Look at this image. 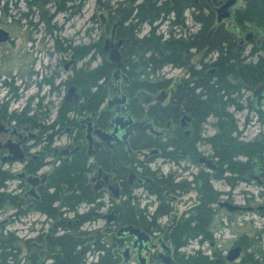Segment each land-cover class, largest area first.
Instances as JSON below:
<instances>
[{"label":"flooded vegetation","instance_id":"obj_1","mask_svg":"<svg viewBox=\"0 0 264 264\" xmlns=\"http://www.w3.org/2000/svg\"><path fill=\"white\" fill-rule=\"evenodd\" d=\"M0 1V29L6 32L0 39V264H56L60 251L49 247L45 238L73 231L83 264H139L141 257L146 264H163L161 255L168 248L173 260L181 264L183 253L176 251L169 234L196 223L190 218L197 214L205 192L213 197L208 203L213 213L208 226L211 239L198 235L183 245L197 238L196 244L202 246L195 256H207L215 264H233L243 250L239 237L247 232L237 229L233 240H226L231 241L230 247L222 250L225 240L215 237L218 230L214 231L217 224L224 225L221 217L229 224L231 215L241 211L264 213L263 204L254 208L235 203L231 192L246 181L264 189V100L253 97L258 89L264 95V14L251 18L250 6L255 2L243 0L240 4L236 0L223 10L227 0H192L188 35L176 33L179 28L189 30L186 18L174 23L175 31L166 23L165 31L159 32L163 40L192 41L183 63L167 61L155 71L148 68L137 83L129 74L126 57L135 56L136 39L152 30L157 34L154 22L125 17L120 9L100 13L99 28L105 27L104 36L76 42L59 32L50 51L41 49L37 36L40 0ZM76 1H55L54 12L44 21L50 34L62 30L53 21L56 13L72 9ZM258 2L264 5V0ZM159 20L167 22L166 17ZM250 21L256 29L246 28ZM144 25L148 30L140 36ZM42 40L49 41L46 36ZM114 49L118 61L110 59ZM177 70L182 74L172 80ZM244 91L250 94L244 95ZM205 100L210 104L200 106ZM243 111L240 126L235 113ZM248 111L263 128L250 139L244 138L252 118ZM219 117L227 120L228 127L235 126L230 136L236 142L262 143L254 155L237 153L223 160L215 155L208 139L217 133ZM209 118L214 119V132L202 136ZM204 143L209 153L202 151ZM157 157L178 166L180 173L184 169V175L176 179L171 170L162 174L150 168ZM63 165L80 167L82 176L80 187L71 186L69 180L62 184L63 192L52 204L57 220L39 206L46 192H55L51 184ZM13 180L17 184L9 187ZM214 182L227 188L217 189ZM190 191L195 192L196 203L179 211V195ZM75 194L81 199L71 206ZM141 199L145 203L140 206ZM221 202L240 209L229 211ZM34 214L48 220L45 234L38 230L28 234L25 226L18 236L3 230L10 220L6 215L17 220ZM127 225L144 232L146 239L119 233ZM205 241H209L208 252ZM235 246L241 250L230 261L226 256Z\"/></svg>","mask_w":264,"mask_h":264},{"label":"rangeland","instance_id":"obj_2","mask_svg":"<svg viewBox=\"0 0 264 264\" xmlns=\"http://www.w3.org/2000/svg\"><path fill=\"white\" fill-rule=\"evenodd\" d=\"M55 1L57 0H40V3L38 4L37 8L38 10L37 12V19H38V25H37V36L38 38H41V42L39 43L41 49H48L50 51H52L51 49L54 47L53 45V41L52 39H54V37L56 38L58 36V33L60 32L61 36H65V37H70L73 38L76 42H89V41H95L97 40V36L102 35L104 36L106 34V29L105 27H102V29L99 28V19H98V15L100 13H104L106 15V13L111 12L112 10L115 11V9H120L121 8H125V11H128V9L130 10V8H134L133 13L131 16H133L134 18L137 17V14H140L139 11L142 8H146V9H150L151 7H160V5L165 4L166 2H168V4L172 3L175 4L176 7L180 10L182 9V13H181V19H185L186 22V26H188V29L185 28V30H181L179 28V31H176V33H178L179 35H183L184 34L188 35L190 28H191V15H192V0H85L84 3L80 4L79 0H77L75 2V7H73L70 10H67L66 12H60V13H56L55 18L53 19V21H55L57 24L61 25L62 30H54L51 32H49V30L46 27V24L44 23V21L48 20L49 15L52 14L54 12L55 9ZM187 1V2H186ZM0 4L1 1H0ZM240 4H243V0H241ZM20 5L23 7L22 9L25 10V5L20 3ZM183 6H185L183 8ZM187 6V7H186ZM264 7V6H263ZM14 10V9H13ZM184 11V12H183ZM97 16V17H96ZM162 17H166L167 18V22H165V20H162V23H160V20H156L154 21V24L158 27V31L157 34H161L159 32L165 31V26L166 23H169L171 25L172 28H174V31L176 30V28L174 27V21H175V15L174 13H170L167 15H162ZM160 19V18H159ZM236 25L235 22L232 23V28L234 29V26ZM251 26H253V29H256V25H254L251 21L246 23V28H251ZM13 33L15 34L16 31V27L14 25L11 26ZM194 29V28H193ZM245 28H243L244 30ZM148 30V26L144 25L141 29V31L139 32V35L142 36L144 35ZM168 31V30H167ZM50 35V36H49ZM46 36V38L49 40L47 43H45L44 40H42V38ZM92 37V38H91ZM178 38V37H177ZM47 44V46H46ZM2 48V47H1ZM250 48V44H248L246 46V49L248 50ZM45 52V51H44ZM43 54V53H42ZM44 55V54H43ZM45 58V57H44ZM199 58V55H194L192 57V61L193 63H196L197 60ZM176 74V75H173ZM171 76L172 80H175L177 78H179L178 76L181 73V71L177 70L176 73H173ZM244 95H249L250 93L247 91L243 92ZM262 110L264 111V106L262 107ZM244 112H236L235 113V118L238 121V124L240 123V126H242V120L244 118ZM249 115L252 116L251 112L248 111ZM214 122L213 118H209L206 123L204 124L203 128H202V136H208L213 134V126L212 123ZM250 127L247 128V132L246 135L244 136V138L246 139H250L252 138L256 133L259 132V130H262V126L255 120V117L252 116L251 121H249ZM205 144V143H204ZM202 145L201 147L204 148V150L202 149V151L205 152H210V149L208 146ZM254 155V154H253ZM166 162L164 160H162L160 157H157L155 159V162L150 166V168L152 169H156L157 171H159L160 173L163 174V172H167L168 170H171L173 172H175L174 177L176 179L180 178V176L184 175L185 171L183 169V171L180 173V169L178 166H175L173 163L170 164H165ZM15 184H17V180H13L10 181L9 183V187L14 186ZM215 188L217 189H223V188H227L226 186H224L222 183L220 182H214L213 183ZM232 199L235 201V203L237 204H242L245 206H252V207H257L259 205H264V189L263 186L257 185L256 183H254L253 181H246V182H241L238 183L234 188H232ZM144 193V192H143ZM192 195V196H191ZM196 195L194 191H190L187 194H182L179 195L178 201L176 203V207L179 209V211H182L184 208H189L191 207L193 204L196 203ZM145 203V200L141 199L139 200V204L140 206L143 205ZM148 205V203H146ZM4 218V217H3ZM6 218H8V223H6L5 227L3 230H5L6 232H11V234L18 236V232L19 230H21V227L25 226L26 229L28 228V234H36V230L43 232L45 234L44 231L48 230L49 227V222L48 220H43L42 216H39L37 214L34 215H26L23 216L22 218H18L17 220L13 217H10V215H6ZM34 219H36V221H32ZM39 218V219H38ZM231 221L229 222V224H225L228 223L227 222V218L226 217H221V221L224 222L223 226H219L217 224L216 228L214 231H219L221 230V232H218L221 236L218 237L219 239H223L225 240L224 242V246L222 247V250L224 248H228L230 247L231 241L233 240V235L235 233V231L237 229L241 230V229H246L247 234H250L251 239L255 242V249L256 250H260L263 251L264 249V217L261 216V214L259 212H257L256 209L250 211V210H246V211H241L238 212L236 214H232L231 215ZM22 219V220H21ZM219 218L217 217V220ZM23 220H26L25 222H22ZM218 222V221H216ZM240 223H243V225L241 226ZM31 228H33L32 230H34V232H31ZM241 228V229H240ZM263 230V231H262ZM260 231V232H258ZM243 232V231H242ZM240 234V232H239ZM244 234V232H243ZM258 234V235H257ZM232 238V239H231ZM81 239H85V236L82 235ZM231 241H226V240H230ZM197 240V238L195 239ZM189 241V243L187 245H183L181 246L182 248H176V251H179L183 253L184 258L187 256H194L195 254V248L194 245H198V246H202L201 244H196V241ZM206 242V241H205ZM204 242V243H205ZM251 249H244L240 254V257L238 259H236L235 261H233V264H242V257L244 256V254L246 252H251ZM208 248L206 247L205 252H208ZM264 252V251H263ZM258 254H255L254 259L259 260V262L261 261V259L263 258L262 254H259L260 256H257ZM264 259V258H263ZM245 264V263H243Z\"/></svg>","mask_w":264,"mask_h":264},{"label":"trees","instance_id":"obj_3","mask_svg":"<svg viewBox=\"0 0 264 264\" xmlns=\"http://www.w3.org/2000/svg\"><path fill=\"white\" fill-rule=\"evenodd\" d=\"M66 3L69 0H62ZM255 3L250 6V14L252 19L256 18L258 15L263 16L264 14V5L259 4V0H252ZM187 2V1H186ZM185 6H183L184 8ZM125 17H129L133 13V9H128L125 11V8L122 9ZM135 10V9H134ZM140 14H137V17H144L148 20V22L153 23L159 18H164L162 15H167L170 13H174L175 21L174 23H179L182 21L181 13L182 9L179 12V9L175 4H168L166 2L160 7H151L149 10L146 8H142L139 11ZM261 13V14H260ZM263 13V14H262ZM136 17V18H137ZM241 18V16H239ZM242 21V20H241ZM155 29V28H154ZM133 35V32H129ZM131 40V36L129 37ZM129 40V42H131ZM128 42V47H129ZM136 50L135 56L128 55L126 57V64L129 66V74L133 76L135 82H140L141 72H146L147 69L150 68L151 71H155L159 69L162 64L167 61L172 62L173 64H182L183 60L186 58V55L189 53L188 49L190 48L191 42L189 40L182 39H170L163 40L161 35L156 34L153 30L142 39H136L135 41ZM129 54V53H128ZM184 55V58H183ZM226 71L228 69L226 68ZM229 72V71H228ZM243 72V71H241ZM233 75V73H232ZM235 75H240L239 72H235ZM213 84H210L212 86ZM213 87V86H212ZM200 106H208L210 104L209 100L200 101ZM218 113V111H217ZM222 117V116H221ZM219 117L218 121L215 123L218 128L217 133L210 137L208 140L214 145L215 155L219 156L221 160L226 159L228 155L233 156L237 153H243L248 155H253L256 153V150L260 148L262 143L252 142L243 144L241 142H236L233 137L230 136V133L235 130V126H229L227 120ZM232 142V143H230ZM264 144V143H263ZM228 159V158H227ZM81 169L80 167H71L68 168L66 166H60L57 168L55 174V181L52 182V186L55 187L54 193L46 192L43 195V199L41 201V205L39 209L49 216H55L58 220V214L55 209L52 207V204L59 200V194L62 193L63 188L62 184L66 183L69 180V184L71 186L76 185V187H80L79 182L81 181ZM70 186V187H71ZM62 191V192H60ZM81 199L80 194H75L71 198V206L78 203ZM203 203L198 207L197 214L190 218V221L197 220L194 225L186 226L184 229H175L173 232L169 234V237L174 242L175 246L178 248L185 244L188 239L196 237L198 235L203 236L204 238L211 239V233L209 229V224L212 218V211L208 206L209 202L213 201V197H209L208 192L204 193L202 197ZM264 216V213L262 214ZM202 218V219H201ZM198 222V223H197ZM64 225V224H62ZM260 232V231H258ZM75 231L72 232L71 235H61L57 237H49L45 238V241L48 242L49 247L58 248L60 253L57 257L56 264H83L82 256L76 251L78 246V239L75 237ZM258 235V234H257ZM252 236L247 234L245 236H240L238 243L242 244L244 249H251V252H246L242 257V264H260L258 258L254 259L255 254H261L264 258V252L260 250H256L255 242L251 239ZM181 264H215L213 260L208 259L207 256L199 255V256H189L188 258L181 257ZM261 264H264V259Z\"/></svg>","mask_w":264,"mask_h":264},{"label":"water","instance_id":"obj_4","mask_svg":"<svg viewBox=\"0 0 264 264\" xmlns=\"http://www.w3.org/2000/svg\"><path fill=\"white\" fill-rule=\"evenodd\" d=\"M236 0H227L225 2V4L222 6L223 7V10H227L228 7L232 6L234 4ZM227 16H228V12H227ZM219 19H220V16H219ZM5 34L6 32L3 30V29H0V39H3V37H5ZM118 57H119V54L118 52H116V50L114 49V51L110 54V59L113 60V61H118ZM119 66V65H118ZM259 90V89H258ZM258 90H256L253 94V97H256L257 98V101H260L261 99L264 100V95H260ZM147 97H150L148 95H146ZM222 206H226V208L229 210V211H235V210H238L240 209V206L239 205H236V204H233V203H230V202H221L220 203ZM247 209H250V207H248ZM128 233V234H131L133 236H135L139 241L140 240H145L146 239V234L142 231H140L139 229H137L136 227L132 226V225H127V226H124L120 229L119 233ZM166 253L165 254H162L161 255V262L163 264H177L175 260H173V258L171 257L170 255V249H166ZM240 250H241V247L240 246H235V247H232L229 249L228 251V254L226 256V258L230 261H233L235 260L238 256H239V253H240ZM139 264H146L145 263V258L144 257H141L139 259Z\"/></svg>","mask_w":264,"mask_h":264},{"label":"built area","instance_id":"obj_5","mask_svg":"<svg viewBox=\"0 0 264 264\" xmlns=\"http://www.w3.org/2000/svg\"><path fill=\"white\" fill-rule=\"evenodd\" d=\"M218 232H221V233H222V231L219 230V231L215 232V237H217V238L221 236V235H220L221 233L219 234ZM218 239H219V238H218ZM208 244H209V241H206V242L204 243V246L207 247ZM194 248L197 250V249L199 248V246H198V245H194ZM224 253L226 254L227 251H225Z\"/></svg>","mask_w":264,"mask_h":264}]
</instances>
